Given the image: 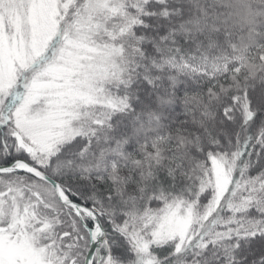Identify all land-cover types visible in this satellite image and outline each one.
I'll return each mask as SVG.
<instances>
[{"label": "snow or ice", "instance_id": "obj_1", "mask_svg": "<svg viewBox=\"0 0 264 264\" xmlns=\"http://www.w3.org/2000/svg\"><path fill=\"white\" fill-rule=\"evenodd\" d=\"M0 264H264V0H0Z\"/></svg>", "mask_w": 264, "mask_h": 264}]
</instances>
